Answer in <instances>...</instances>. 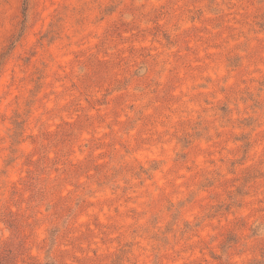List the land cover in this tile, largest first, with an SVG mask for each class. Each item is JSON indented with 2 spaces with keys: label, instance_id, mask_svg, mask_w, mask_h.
<instances>
[{
  "label": "rangeland",
  "instance_id": "rangeland-1",
  "mask_svg": "<svg viewBox=\"0 0 264 264\" xmlns=\"http://www.w3.org/2000/svg\"><path fill=\"white\" fill-rule=\"evenodd\" d=\"M0 264H264V0H0Z\"/></svg>",
  "mask_w": 264,
  "mask_h": 264
}]
</instances>
